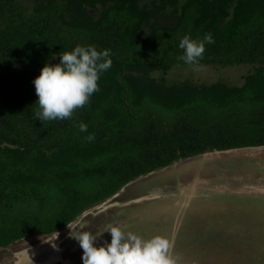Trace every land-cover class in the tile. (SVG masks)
<instances>
[{
  "label": "trees",
  "instance_id": "obj_1",
  "mask_svg": "<svg viewBox=\"0 0 264 264\" xmlns=\"http://www.w3.org/2000/svg\"><path fill=\"white\" fill-rule=\"evenodd\" d=\"M28 1L0 0V248L60 230L148 173L264 147V0ZM205 33L215 42L198 65L178 59L183 36ZM77 45L111 50L99 91L71 118L35 119L32 81ZM180 65L250 67L231 85L165 81Z\"/></svg>",
  "mask_w": 264,
  "mask_h": 264
},
{
  "label": "rangeland",
  "instance_id": "obj_2",
  "mask_svg": "<svg viewBox=\"0 0 264 264\" xmlns=\"http://www.w3.org/2000/svg\"><path fill=\"white\" fill-rule=\"evenodd\" d=\"M21 1L25 5L29 4L28 0ZM249 67L180 65L164 77L171 84L189 79L196 84L223 81L231 85L236 81L240 82L241 76L248 72ZM141 194H157L158 198L153 200V204H117L123 199ZM166 196L170 200L164 198ZM171 196L175 197L177 205L175 227L178 230L183 228L188 219L192 236H197L201 229L204 232L205 226L209 228L200 243H196L197 239L194 238L192 243H175L178 254L176 258L181 264H218L220 259H224V264H264V147L207 152L199 159L182 161L181 164L143 175L125 185L123 191L109 200L102 211L96 210L83 219L95 225L103 222V219L105 224L118 225V222L125 221L128 219L127 215H130L135 220L130 223L134 233L145 238L159 226L163 231L162 236L172 246ZM147 206L148 210L145 209ZM163 208L164 219L155 223L159 215L157 209ZM108 209L118 212L112 214ZM103 211L104 214L99 213ZM122 211H125L124 214ZM117 218L119 221H116ZM127 230L130 231V228ZM107 234L110 235L108 232ZM51 235L52 233L30 236L1 247L0 264H42L52 251L38 247ZM105 238L109 240L111 237ZM67 239L60 244L62 250L64 244H67L64 256L69 254ZM169 253L171 254V247ZM56 264L60 262L57 261Z\"/></svg>",
  "mask_w": 264,
  "mask_h": 264
},
{
  "label": "clouds",
  "instance_id": "obj_3",
  "mask_svg": "<svg viewBox=\"0 0 264 264\" xmlns=\"http://www.w3.org/2000/svg\"><path fill=\"white\" fill-rule=\"evenodd\" d=\"M214 42L211 33H205L202 39L185 35L178 45L183 50L178 59L190 66L198 65L203 59L205 45ZM58 55L59 63H45L32 81L38 97L35 119L42 122L71 118L75 109L85 106L92 94L99 91L97 82L100 75L112 64L111 50H98L94 45H77L71 51H61ZM56 56L57 53L52 54V58ZM78 128L84 133L88 126L80 122ZM85 139L91 142L95 134L89 133ZM68 226L83 250V264H175L169 255L170 241L163 236L144 238L110 224L104 231L110 233V242L97 246L98 236L84 231L83 226L75 232L72 226Z\"/></svg>",
  "mask_w": 264,
  "mask_h": 264
},
{
  "label": "crops",
  "instance_id": "obj_4",
  "mask_svg": "<svg viewBox=\"0 0 264 264\" xmlns=\"http://www.w3.org/2000/svg\"><path fill=\"white\" fill-rule=\"evenodd\" d=\"M156 195L157 194H153V195H150L149 196L148 194H141V195L133 196L130 199H123V201H119V202H117V204H119L121 206H126V205H128L130 203H131L130 205H133L135 203H137V204L140 203L141 204L142 202H150L151 204H153V200L156 199V198H158V197H156ZM164 198L170 200V198L167 197V196L164 197ZM174 198H175L174 196H171V202H172V204H171V211H172V217H171V237L173 239V243H172V246H171V254L169 253V255L174 258L175 264H181V262H179L177 260V258H176V255H178L176 253V251H175V243H176L175 240L177 238L176 233H174L173 236H172V233H173V223H174V221H175V219L177 217V211H176L177 210L176 209V206L177 205H176V201H175ZM113 204H114V202H113ZM165 205H166V203H164V207H165ZM132 207H134V206H132ZM132 207H130L129 210H131ZM148 207L149 206H147V208H145V209L148 210ZM99 210L102 211V209H99ZM108 210H110V209H108ZM157 210L159 211V215L156 217L155 223H159L160 221H162L164 219V214H165V208H163L162 210H160V209H157ZM110 211H111L112 214H116L118 212L117 210H110ZM124 212L125 211H122L123 214H124ZM99 213L104 214V211L103 212H99ZM136 214L138 216V213H136ZM127 217H128L129 220L128 219H125V221L118 222L119 223L118 226H120L125 231H128L127 229L130 228V231L133 232L134 230L130 227V223L135 222V220L133 221L130 218V215H127ZM138 218H139V216H138ZM82 220L83 221H81L79 224H77L74 227V229H73L74 232L77 229H79L81 226H83V230L84 231H88V232L92 233L93 235L98 236V238L99 237H102L101 239H96V242L95 243L97 244V246H99L100 244H103L105 241L110 242V239L111 238L109 240L107 238H105L106 236L108 237L110 235H108L107 232H104L105 229H106V227L108 226V224H105L104 219H103V222H100V223H98L96 225L94 223H90L88 220H85V219H82ZM116 221H119L118 218H117ZM156 228H157V230L153 231L152 234L146 236L145 238H151L152 236H155V235L162 236V232L163 231H161L159 229V226H156ZM207 229H208V227L205 228L203 234L201 232H199V234H197V236H199V235H203V236H201L200 238H196L197 239L196 243H198V241L200 243L201 239L206 236ZM184 230H185V228H183V231ZM189 235H190V232H187L185 234V237L186 236H189ZM69 238H71V239H69V243H68L69 254H66V256H64L65 254L62 253L61 258L59 260L60 264H83V261L81 259L82 252H83L82 248L79 246L78 241H76L73 236H70ZM103 238H105V240ZM187 243H192V242H187ZM66 245H65V247H67ZM65 247H64V250H65ZM64 250H63V252H64ZM181 259H182V261L184 260L183 259V256H181ZM217 261H218V259H216V262Z\"/></svg>",
  "mask_w": 264,
  "mask_h": 264
},
{
  "label": "water",
  "instance_id": "obj_5",
  "mask_svg": "<svg viewBox=\"0 0 264 264\" xmlns=\"http://www.w3.org/2000/svg\"><path fill=\"white\" fill-rule=\"evenodd\" d=\"M124 187L125 185L109 198L79 213L72 221H70L60 230L53 232L52 235L45 242H43V244H41L40 247H38V248L45 247L52 251L51 254L48 255L47 259H45V261L42 264H56V262L60 260L61 255L63 253L60 244L63 242V240L72 236L71 235L72 229L68 225L72 226L74 229V227L82 221L83 217H85L89 213L95 212L96 210L102 209L109 202V200L119 195L123 191Z\"/></svg>",
  "mask_w": 264,
  "mask_h": 264
},
{
  "label": "flooded vegetation",
  "instance_id": "obj_6",
  "mask_svg": "<svg viewBox=\"0 0 264 264\" xmlns=\"http://www.w3.org/2000/svg\"><path fill=\"white\" fill-rule=\"evenodd\" d=\"M183 228H185L184 231H183ZM183 228H182L181 230H178V229H177V226L175 227V221H174V223H173V233H172V236H173L174 233H176L177 238H176L175 241H176L177 244H179V243H181V242H186V243H187V242H192V241H193V238L196 239V238H200L201 236H203V235L192 236L191 227H190V225H189V219H188V222H187L186 224H184ZM205 228H206V226H205ZM205 228H204V229H205ZM175 231H176V232H175ZM182 231H183V232H182ZM208 231H209V228L207 229V232H208ZM187 232H190V235L185 237V234H186ZM200 232L203 234L202 229L200 230ZM171 238H172V237H171ZM69 239H71V238H68V239L66 240L67 243H69V242H68ZM64 245H66V244H64ZM224 247H225V246H224ZM230 261H232V259H230ZM223 262H224V259H220V261H219L218 264H224ZM230 263H231V262H230Z\"/></svg>",
  "mask_w": 264,
  "mask_h": 264
}]
</instances>
